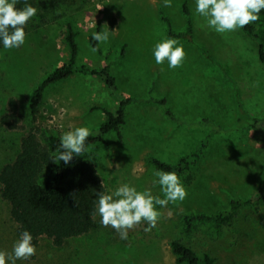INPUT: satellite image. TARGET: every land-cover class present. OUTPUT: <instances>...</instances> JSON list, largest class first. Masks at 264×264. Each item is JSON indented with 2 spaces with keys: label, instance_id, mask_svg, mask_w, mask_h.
<instances>
[{
  "label": "rangeland",
  "instance_id": "374dc122",
  "mask_svg": "<svg viewBox=\"0 0 264 264\" xmlns=\"http://www.w3.org/2000/svg\"><path fill=\"white\" fill-rule=\"evenodd\" d=\"M186 1L193 31L187 38L171 37L186 53L173 69L157 65L151 49L169 37L161 15L174 32L186 29L184 0H171L167 7L162 0H79L44 22V13L33 16L20 48L0 47V168L14 157L27 130L37 127L39 134L60 137L71 127L95 129L105 118L103 108L113 111L122 97L130 96L121 136L107 132L104 142L87 147L85 156L105 192L127 182L162 197L159 185L152 184L153 171L160 169L150 158L176 164L211 133L201 157L178 175L187 190L185 199L157 206L160 218L151 231H144L142 221L129 230L128 242L113 239L116 231L102 226L95 214L87 233L61 246L41 237L35 255L15 264H186L175 262L172 239L193 246L199 255L210 253L216 264H264V191L255 197L264 184V139L253 127L254 118H264L258 43L243 29L211 31L195 13L194 0ZM68 26L76 33L77 62L108 65L117 90L109 89L98 74L77 71L46 86L32 114L33 89L68 59ZM107 28L112 30L108 42L97 43L99 51L93 52L89 37ZM11 98L24 124L20 130H9L1 121ZM162 98L165 103L156 102ZM248 197L251 201L240 207L233 222L220 229L205 219L189 227L184 222L185 215L213 214L228 209L232 199ZM18 236L0 196V251L10 253Z\"/></svg>",
  "mask_w": 264,
  "mask_h": 264
},
{
  "label": "trees",
  "instance_id": "16d2710c",
  "mask_svg": "<svg viewBox=\"0 0 264 264\" xmlns=\"http://www.w3.org/2000/svg\"><path fill=\"white\" fill-rule=\"evenodd\" d=\"M79 0H30L32 6L48 17L62 14ZM29 0H19L17 7H23ZM183 13L188 17L184 31L174 32L167 17L161 19L167 24L169 37H189L193 31L188 3L182 4ZM28 25L25 27L27 30ZM258 43V57L262 64L264 75V10L259 13L258 20L242 28ZM76 33L70 26L64 33V42L68 49V56L62 64L56 66L42 82L37 85L30 98V111L34 114L42 101L44 89L51 83L67 78L74 72L99 75L107 87L116 91L114 77L109 72L108 65H89L77 62L78 46ZM90 43L99 51L97 42L89 37ZM133 101L130 96L120 99L113 111L103 108L104 120L99 127L90 130L86 140V148L94 142H104V135L115 131L120 137L121 125L124 123L125 106ZM156 102L165 103V99ZM98 108V107H96ZM17 113L14 99L9 101V111L1 118L2 123L9 130H20L24 124ZM253 127L259 137L264 139V118H254ZM217 131V130H216ZM210 134H207L196 150L181 157L176 164L167 163L156 157L150 160L157 169L174 171L180 175L191 164L195 163L203 154ZM59 136L55 134H39L37 127L31 128L20 138L19 147L14 157L5 162L0 168V196L9 207V216L17 224V232L27 229L36 244L41 237L48 238L54 246H61L67 239L87 233L95 223L94 202L98 193L105 192V187L94 164L85 156H74L66 165L63 161L54 159L59 147ZM191 176L186 179L190 183ZM264 191V184L258 188L255 197H260ZM251 198L230 200L229 208L213 214L185 215L184 222L192 226L196 221H212L217 229L230 225L240 207L249 203ZM113 238V237H112ZM113 239L121 240L118 233ZM130 235L128 234V242ZM170 248L175 255L176 263L186 264H216V258L210 253L199 255L193 246L180 239L169 241Z\"/></svg>",
  "mask_w": 264,
  "mask_h": 264
},
{
  "label": "clouds",
  "instance_id": "9594fccd",
  "mask_svg": "<svg viewBox=\"0 0 264 264\" xmlns=\"http://www.w3.org/2000/svg\"><path fill=\"white\" fill-rule=\"evenodd\" d=\"M18 3L19 0H0V47L3 49H16L25 44V27L38 11L28 3L17 7ZM162 3L167 7L171 0H162ZM194 3L195 13L204 18L205 26L220 34L244 28L258 20L259 13L264 10V0H194ZM101 7L98 5V8ZM111 32L108 28L92 32L91 39L97 43H106ZM91 50L95 52L97 49L93 47ZM151 55L157 65L166 63L169 69H173L182 64L186 53L177 39L167 37L152 46ZM89 135L90 129L86 126L71 127L62 132L54 159L67 165L74 156H81ZM152 175V184L159 185L162 197L153 195L149 188L138 190L127 182L97 195L94 213L99 217V223L114 229L121 240H127L129 230L142 221L146 224L144 231H151L160 218L159 208L183 201L187 195L181 177L176 172L154 170ZM35 253L33 236L27 229H23L13 242L10 253L0 251V264H15L17 260L29 259Z\"/></svg>",
  "mask_w": 264,
  "mask_h": 264
},
{
  "label": "crops",
  "instance_id": "0c3cea01",
  "mask_svg": "<svg viewBox=\"0 0 264 264\" xmlns=\"http://www.w3.org/2000/svg\"><path fill=\"white\" fill-rule=\"evenodd\" d=\"M192 22H193V20H192ZM193 24V23H192Z\"/></svg>",
  "mask_w": 264,
  "mask_h": 264
}]
</instances>
